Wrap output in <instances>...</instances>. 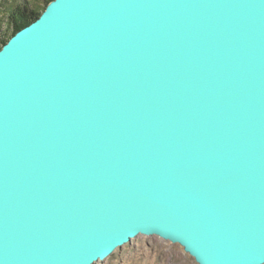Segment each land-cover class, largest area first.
<instances>
[{"label": "water", "instance_id": "water-1", "mask_svg": "<svg viewBox=\"0 0 264 264\" xmlns=\"http://www.w3.org/2000/svg\"><path fill=\"white\" fill-rule=\"evenodd\" d=\"M140 235L264 264V0H53L0 50V264Z\"/></svg>", "mask_w": 264, "mask_h": 264}, {"label": "rangeland", "instance_id": "rangeland-1", "mask_svg": "<svg viewBox=\"0 0 264 264\" xmlns=\"http://www.w3.org/2000/svg\"><path fill=\"white\" fill-rule=\"evenodd\" d=\"M22 0H0L1 37L8 35L6 9ZM32 1V0H30ZM95 264H198L179 244L161 239L158 236L140 235L128 244L118 248L108 258Z\"/></svg>", "mask_w": 264, "mask_h": 264}, {"label": "trees", "instance_id": "trees-1", "mask_svg": "<svg viewBox=\"0 0 264 264\" xmlns=\"http://www.w3.org/2000/svg\"><path fill=\"white\" fill-rule=\"evenodd\" d=\"M51 1L53 0H22L9 5L5 15L9 33L4 37L0 35V50L16 32L38 19Z\"/></svg>", "mask_w": 264, "mask_h": 264}]
</instances>
